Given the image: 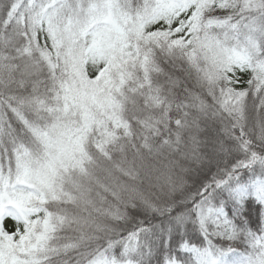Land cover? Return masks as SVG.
Masks as SVG:
<instances>
[{
	"label": "snow or ice",
	"instance_id": "6c2138e0",
	"mask_svg": "<svg viewBox=\"0 0 264 264\" xmlns=\"http://www.w3.org/2000/svg\"><path fill=\"white\" fill-rule=\"evenodd\" d=\"M0 264H264V0H0Z\"/></svg>",
	"mask_w": 264,
	"mask_h": 264
}]
</instances>
